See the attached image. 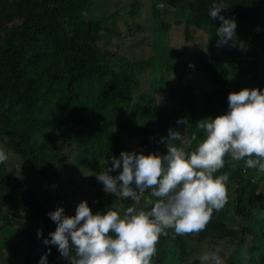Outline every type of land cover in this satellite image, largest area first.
Masks as SVG:
<instances>
[{
  "label": "trees",
  "instance_id": "1",
  "mask_svg": "<svg viewBox=\"0 0 264 264\" xmlns=\"http://www.w3.org/2000/svg\"><path fill=\"white\" fill-rule=\"evenodd\" d=\"M215 2H129V20L147 9L152 32L148 50L131 61L98 44L105 35L115 33L117 11L92 16V0H0V147L42 177L57 179L71 163L86 166L91 169L88 178L94 195L100 197L90 207L92 212L103 214L114 209L108 204L110 200L102 197L103 184L95 174L103 170L100 155L111 160L121 151H129L122 133L136 141L140 149L151 147L163 155L166 146L160 140L167 137L170 128L197 143L204 135L197 122L225 113L230 92L242 88L264 90V73L256 66L260 59L257 50L264 51V0H224L228 8L222 14L235 19L240 40L245 34L254 39L257 32L253 29L260 35L257 47H252V41L245 42L246 50L230 45L217 50L220 21L209 16ZM160 3L174 9L186 6L181 32L174 31L173 23L164 19L167 8L158 9ZM194 30L206 34V47L196 66L213 89L200 100L183 91L181 97L187 101L170 108L155 92L161 88V80L184 63L176 55L184 49V42H191ZM143 77L149 88L134 100ZM180 118H186L188 125L177 124ZM193 135L197 140H191ZM223 173L229 175L226 206L214 210L206 230L198 237L170 236L169 242L162 237L153 264H164V258L175 256L178 249L181 254H200L199 243L205 240L207 245H220L226 264H264V229L253 227L257 221L264 222V173L248 169L244 161H234L230 156L216 175ZM53 187L62 189L47 180L38 197L7 163H0V223L5 226L0 235V258L3 254L11 264L23 258L39 264L40 257L51 249L48 264H65L56 246L43 243L57 226L48 215L55 211L51 204L59 198L51 200ZM16 217H26L23 227L35 225L43 235L38 238L34 229H27V235L16 232L11 222ZM195 256L186 263L180 257L179 263L200 264Z\"/></svg>",
  "mask_w": 264,
  "mask_h": 264
},
{
  "label": "clouds",
  "instance_id": "2",
  "mask_svg": "<svg viewBox=\"0 0 264 264\" xmlns=\"http://www.w3.org/2000/svg\"><path fill=\"white\" fill-rule=\"evenodd\" d=\"M160 10L175 11L160 3ZM228 5L216 0L209 10L216 29L217 47L230 45L246 50L236 34L237 22L222 14ZM186 118L177 124L188 125ZM196 127L204 133L194 150L183 132L170 128L165 144L166 154H144L121 151L96 175L105 193L114 194L127 207L117 205L103 214L93 213L86 200L76 206L74 216L63 207L48 213L57 225L44 238L45 245L57 247L69 264H153L162 237H198L206 230L214 210H222L229 200V175L216 173L223 169L226 157L244 161L248 169L264 173V90L242 88L228 95V110L215 118H205ZM191 140H197L193 135ZM9 159L7 149L0 147V163ZM122 170L118 174L112 173ZM43 235L37 230V237ZM39 264H48L47 256ZM220 247L203 252L200 264H226Z\"/></svg>",
  "mask_w": 264,
  "mask_h": 264
},
{
  "label": "rangeland",
  "instance_id": "3",
  "mask_svg": "<svg viewBox=\"0 0 264 264\" xmlns=\"http://www.w3.org/2000/svg\"><path fill=\"white\" fill-rule=\"evenodd\" d=\"M93 5L91 6L89 13L92 16H101L105 15L109 12L113 13L117 11V18L115 23V33L112 35H105L98 42L99 46L103 50H108L110 52H116L119 55L126 57L129 60H133V58H138L142 56L150 47V39H151V17L148 14L147 9H142L139 17H134L129 20L128 14V4L133 0H92ZM186 15V6L180 5L179 8L175 9V11H169L166 9L163 17L166 21H170L174 25V31L179 30L182 31L183 24H181V20L185 18ZM178 24H177V23ZM138 26V29H131V27ZM110 27L113 26L112 22H109ZM251 32V31H250ZM255 34V38L252 39L250 34H245L242 38L244 42H251L252 47H257V38L260 36L256 29L252 30ZM183 34V33H182ZM193 39L191 42H184V49L180 50L176 55V58H180L184 61L182 66L173 74H169L165 78L161 80V88L155 92L157 98L165 104V106H170V108L175 107L176 105H180L183 102L187 101V98H182L181 96L184 94L183 91L189 92L195 100H200L207 93H209L213 89V85L208 82L205 76L199 71L197 68V60L200 54L205 50L206 47V34L204 31L194 30L192 31ZM173 37V36H172ZM183 38V37H182ZM176 39V37H175ZM226 48L225 46L219 47L217 50H223ZM228 49V48H227ZM260 54V59L257 60L256 66L257 71L264 73V51L257 50ZM149 88V83L146 77L141 78L140 87L134 92L133 98L137 100V95L143 94V92ZM122 138L125 141L126 145L129 148V151L135 150L137 153L143 152L144 154L154 152L151 147H145L140 149L137 146V142L133 139L128 138L125 133H122ZM190 141V140H189ZM196 142L191 143L189 150H194L196 147ZM116 145V144H114ZM117 147V146H116ZM167 148L165 147L162 151L163 154H166ZM99 162L102 164V168L106 162L111 163V160L105 157L104 155L99 158ZM8 168L12 170V172L28 187H30L38 197H40V192L45 188V184L47 180H51V182L58 183L62 186L61 188L53 187L51 192V200L58 196L59 198L55 201V203L51 204L54 210L57 207H63L65 210V214L75 215L76 206L82 200H86L88 205L92 208L94 202L98 200L100 197L94 195V189L92 184L89 182V174L91 173V169L86 168V166H81L77 164L71 163V166L67 168V171L64 172L57 179L51 177H42L33 172L25 163L22 162L17 156L9 153V159L6 162ZM121 169L117 170V172L112 173L113 175L118 174ZM259 188V187H258ZM256 188V191L257 189ZM93 194V195H92ZM108 204L115 209L117 205H122L123 207H127L131 205L133 202L131 200H126L124 203L116 198L114 194L105 193L102 196ZM109 198V199H108ZM19 220V222H17ZM12 225H14L16 232H21L24 235H27V229L30 231L34 229L35 231L38 228L35 225L24 226L21 224L22 222H26V217L23 219L16 217L12 219ZM254 222V221H252ZM251 224V223H250ZM255 230L259 228L264 229V222L257 221L253 224ZM5 226L0 223V235L4 234ZM43 233V232H42ZM31 235V234H30ZM173 236L171 233L165 237L164 242H169L171 237ZM189 236H179V238H189ZM208 241H202L199 243V248L201 249V253L208 251L212 248L220 247V245H215L210 243L207 245ZM175 243V241H174ZM25 244H20L23 247ZM180 245V244H178ZM188 245V244H187ZM3 250V249H2ZM23 250V248H21ZM199 253L195 252H184L181 254V249H178L176 255L169 258H164V264H182L180 262V257L184 259L186 263L187 260L192 261L194 256L199 257ZM182 255V256H179ZM154 261V260H153ZM65 264H69L67 259H63L62 261ZM155 262V261H154ZM184 263V264H185ZM0 264H11L10 259L2 254L0 258ZM15 264H30V261L20 259L19 262Z\"/></svg>",
  "mask_w": 264,
  "mask_h": 264
}]
</instances>
